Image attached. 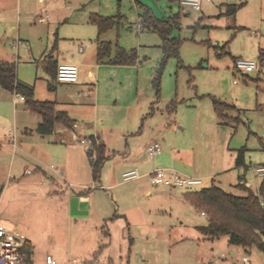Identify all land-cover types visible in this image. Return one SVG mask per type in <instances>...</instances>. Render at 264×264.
<instances>
[{
	"label": "rangeland",
	"instance_id": "374dc122",
	"mask_svg": "<svg viewBox=\"0 0 264 264\" xmlns=\"http://www.w3.org/2000/svg\"><path fill=\"white\" fill-rule=\"evenodd\" d=\"M233 3L242 5L235 15L226 14V4ZM146 9L159 18L181 12V25L171 32L180 40L178 58L163 62L161 36L140 26ZM92 12L122 14L119 27L101 38L113 47H135L137 63L97 62ZM40 15L48 19L39 21ZM224 44L230 54L220 56L222 48L214 45ZM260 47L264 0H204L200 10L174 0H0V59L14 61L35 97L56 100L76 124L42 135L36 130L40 115L0 89V216L36 234L37 264H47V254L56 264H264V251L255 244L236 245L231 254L228 235L205 237L197 225L206 224L207 215L182 195L212 183L244 194L235 186L240 176L258 191L264 179L254 170L264 163L263 66L245 75L233 57L259 60ZM51 58L78 64V82H57L46 67ZM158 73L159 93L153 83ZM210 94L235 108L220 117ZM92 133L107 145L98 179L84 150L89 143L79 139ZM9 135L16 136L19 149L13 150ZM154 140L162 153L150 157L147 147ZM240 148L244 164L236 166ZM171 150H181L176 161L189 172L166 168L201 177V183L185 188L151 183L144 167H163L157 160ZM135 166L140 176L125 180L122 172ZM68 182L74 186L68 188ZM84 189L90 212L79 215L67 195ZM115 212L119 215L104 219Z\"/></svg>",
	"mask_w": 264,
	"mask_h": 264
},
{
	"label": "trees",
	"instance_id": "16d2710c",
	"mask_svg": "<svg viewBox=\"0 0 264 264\" xmlns=\"http://www.w3.org/2000/svg\"><path fill=\"white\" fill-rule=\"evenodd\" d=\"M242 3L226 4V14L235 15ZM122 14H102L92 12L89 15V21L97 27V45L96 59L99 62L110 64H135L139 61V54L135 47L129 49L119 45L113 47L111 40L101 38V35L113 27H119ZM202 18V17H201ZM142 27L157 32L162 38L163 62L170 57H179L180 40L177 36L171 34L173 27L181 25V12L172 13L167 18L156 17L149 9L141 20ZM215 49L222 48L217 52L222 56L230 54L226 49V44L214 45ZM234 61L237 57H233ZM259 58H264V50L261 49ZM56 61L47 63V69L55 78ZM247 75V74H245ZM157 93L160 92L161 78L158 73L153 79ZM0 87L12 92L20 93L24 96L26 107L33 113L40 115L41 119L37 124L38 133L45 135L53 132L55 123L61 121L67 126L72 125V119L68 112L56 107V100L37 99L34 95V88L23 82L17 75V67L14 61L0 59ZM49 87L55 89L54 83H49ZM212 104L217 114L225 118L228 111L235 108L234 104L210 94ZM91 145L87 152L92 166L93 178L100 177L101 168L108 158L106 154V145L100 142L96 137L90 135ZM264 148V144H263ZM244 164V148L237 151L235 159L236 166ZM239 189L245 191L244 194H235L226 191L216 183L207 187L195 190H186L183 192L184 198L200 211L204 210L207 215V223L197 225V229L208 239H215L221 235H228L230 244L243 245L250 247L255 244L264 251V179L260 182L257 192H254L242 181L235 184ZM29 253L31 247L27 244Z\"/></svg>",
	"mask_w": 264,
	"mask_h": 264
},
{
	"label": "built area",
	"instance_id": "2783aa9c",
	"mask_svg": "<svg viewBox=\"0 0 264 264\" xmlns=\"http://www.w3.org/2000/svg\"><path fill=\"white\" fill-rule=\"evenodd\" d=\"M204 0H179L181 5H190L195 9L202 8ZM212 1V0H206ZM45 17H39L44 20ZM234 67L243 74L254 70H260V60L237 57L234 61ZM55 78L59 81L76 82L79 79V65L73 62H61L57 64ZM19 97L24 99L22 94ZM82 143L91 142L89 138H81ZM15 144V141H14ZM16 145V144H15ZM149 156H156L162 153V147L159 141L151 142L147 147ZM53 168V165L51 166ZM257 175L264 177V163L254 166ZM26 173H31V169L26 168ZM147 175L153 184H165L176 187H191L202 182L201 177L180 174L166 167H156L149 171ZM140 173L137 168H131L123 172L125 180L137 178ZM44 182V180H42ZM41 181V182H42ZM205 214V211H201ZM28 237L22 228L12 224L9 219L0 218V264H31L30 253L27 249ZM47 264H56V260L50 255H46ZM245 262L249 261L247 255L243 256Z\"/></svg>",
	"mask_w": 264,
	"mask_h": 264
},
{
	"label": "crops",
	"instance_id": "0c3cea01",
	"mask_svg": "<svg viewBox=\"0 0 264 264\" xmlns=\"http://www.w3.org/2000/svg\"><path fill=\"white\" fill-rule=\"evenodd\" d=\"M174 1H177L178 3H179V0H174ZM179 5L180 6H183V5H181L180 3H179ZM176 12H178V11H176ZM175 13V12H174ZM170 16V15H169ZM39 17H45V19L44 20H39ZM38 17V20L39 21H45V20H47L48 19V15H45V16H43V15H40ZM167 18V17H166ZM141 26V25H140ZM98 32V31H97ZM97 37H98V33H97ZM97 37H96V45H97ZM261 49L262 50H264V48H261L260 47V49H259V54H260V51H261ZM79 51H83V48L80 46L79 47ZM259 54H258V57H259ZM51 57H52V55H51ZM236 57H242V56H236ZM51 61H56V63H60V62H66V61H57L56 59H53V58H51L50 59ZM97 60V59H96ZM139 60H140V58H139ZM259 60H260V62L262 63V66H263V72H264V58L263 59H260L259 58ZM72 62V61H71ZM97 62H99V61H97ZM99 63H106V62H99ZM88 74L89 75H92V72L91 71H89L88 72ZM56 79V78H55ZM56 81L57 82H59V83H62V82H68V81H59V80H57L56 79ZM76 82H78V81H76ZM76 82H68V83H76ZM55 88H56V85H55ZM0 89H3V90H6V91H9V90H7V89H4V88H2V87H0ZM10 92H12V91H10ZM13 94H14V100H16L17 98H20L19 97V94L20 93H16V92H12ZM20 99H22V98H20ZM24 100V99H23ZM57 102V101H56ZM57 104H58V102L56 103V107H57ZM214 108V107H213ZM58 109H60V108H58ZM61 110H65V109H61ZM215 110V109H214ZM65 111H67V110H65ZM217 113V112H216ZM69 115V114H68ZM70 117V116H69ZM71 118V117H70ZM72 119V118H71ZM74 126H76V124H74V119H72V125L71 126H67V125H65V124H63L61 121H57L56 123H55V128H54V130H53V132L55 131V130H58V131H67V127H69V128H74ZM74 132V131H73ZM95 137H96V139L98 140V141H100V142H103V140L101 139V137H100V135L99 134H95V133H92ZM90 135L91 134H89V135H87V136H82V137H80L79 139H80V142H81V138H89L90 139ZM73 138H78L77 137V134L74 132L73 133ZM9 137H10V139H9V143H10V145L13 147V150L15 151V150H17V149H19V144H18V142H17V138H16V136L15 135H9ZM14 141H15V144H14ZM91 141V140H90ZM154 141H158V140H154ZM153 142V141H152ZM82 143V142H81ZM105 145H106V143L105 142H103ZM83 144V143H82ZM90 145H91V142H89V145L88 146H84V150L86 151V153L88 154V152H87V150H88V148L90 147ZM106 150H107V145H106ZM181 153V150H171V151H169V153H168V155H167V157L165 158V159H163L162 160V158H160V160L158 159L157 160V162L161 165V166H163V167H173V168H177L178 170H180V171H182V172H189L188 170V168L187 167H185V166H182V165H179L178 163H177V155H179ZM150 157H152V156H150ZM108 159V158H107ZM106 159V160H107ZM105 160V161H106ZM89 161H90V158H89ZM257 164H261V163H257ZM257 164H255V165H257ZM90 165H91V163H90ZM254 165V166H255ZM156 168V167H159V166H156V165H153V166H147V167H144V174L145 175H147V173H148V171L149 170H151L152 168ZM131 168H133V167H131ZM130 168V169H131ZM134 168H137L136 166L134 167ZM125 170H128V169H125ZM124 170V171H125ZM191 170V169H190ZM91 171H92V166H91ZM123 171V172H124ZM42 172L44 173V174H46V171H44V170H42ZM64 172V170H61V174ZM123 172H122V175H123ZM205 175H211V173L210 174H205ZM49 177H52V175H49L48 176V178ZM92 177H93V173H92ZM243 176H242V180H243ZM94 179V178H93ZM42 181V180H41ZM40 181V182H41ZM245 184H246V186H249L251 189H252V185H251V182L249 181V180H246V179H244V181H243ZM114 184H116V182H113V183H108V184H106L105 186L106 187H108V186H112V185H114ZM75 185H76V183H75ZM70 186H74V184L72 183V182H68V188L70 187ZM77 186H83V183H79V184H77ZM101 187H104V185H101ZM8 188H10V183L8 184V185H3V188L1 189V191H2V193L4 192V191H6ZM258 188H259V186H258ZM254 192H256L254 189H252ZM69 192V191H68ZM184 192V191H183ZM183 192H182V195H183ZM68 198H71V200H73V198H76V200H75V210L78 212H75V213H77V214H82V215H87V214H89V212H90V204H86V205H81V202H85L86 200H88L89 199V196H88V194H87V189H84V191H80V192H76L75 193V195H73V194H71L70 192L68 193ZM183 198H184V196H183ZM185 199V198H184ZM186 200V199H185ZM187 201V200H186ZM69 206H67V204H66V213H67V218H68V221H69V219L71 218V216H70V214H69ZM201 212V211H200ZM116 215H119L117 212H115L111 217H106V218H104V219H113ZM0 218L1 219H3V217L2 216H0ZM105 222L101 225V227H102V230H103V232H104V234L105 235H109V231H108V229H106V226H105V224H106V220H104ZM27 231H28V233H26L27 234V237H28V246H30L31 247V252H30V260H31V264H37V262H36V255H37V253H36V234L32 231V229L31 228H28L27 227ZM236 245L235 244H232V246H231V248H230V250H229V252L231 253V254H236V252H237V249H236V247H235ZM67 264H69V262H67Z\"/></svg>",
	"mask_w": 264,
	"mask_h": 264
},
{
	"label": "water",
	"instance_id": "95a60500",
	"mask_svg": "<svg viewBox=\"0 0 264 264\" xmlns=\"http://www.w3.org/2000/svg\"><path fill=\"white\" fill-rule=\"evenodd\" d=\"M75 200H76V198H73V203H74V205H75ZM87 203L86 202H81V205H86Z\"/></svg>",
	"mask_w": 264,
	"mask_h": 264
}]
</instances>
